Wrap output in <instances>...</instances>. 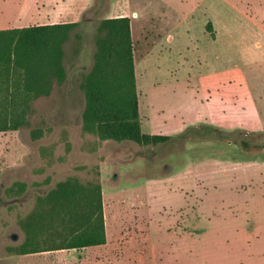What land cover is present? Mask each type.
<instances>
[{
  "label": "rangeland",
  "instance_id": "rangeland-1",
  "mask_svg": "<svg viewBox=\"0 0 264 264\" xmlns=\"http://www.w3.org/2000/svg\"><path fill=\"white\" fill-rule=\"evenodd\" d=\"M116 17L130 20L141 132L169 142L118 143L83 129L80 83L100 22ZM49 23L77 26L63 82L29 101L24 125L0 131V264H26L15 252L23 221L72 178L101 189L103 258L77 254L90 264H261L264 0H0V25ZM34 229L26 249L64 240L45 213ZM53 253L34 259L72 264L68 250Z\"/></svg>",
  "mask_w": 264,
  "mask_h": 264
},
{
  "label": "trees",
  "instance_id": "trees-1",
  "mask_svg": "<svg viewBox=\"0 0 264 264\" xmlns=\"http://www.w3.org/2000/svg\"><path fill=\"white\" fill-rule=\"evenodd\" d=\"M76 26L77 23H57L0 30V131L24 125L29 101L49 95L53 82H63L64 45ZM206 29L213 34L209 25ZM94 42L93 66L80 83L85 99L84 131L100 140L130 141L140 146L171 141L170 136L141 132L129 19H103ZM44 213L48 223L60 221L57 233L64 240L44 249H26L33 241L37 220L41 221ZM21 226L26 238L15 251L18 255L103 245L100 185H84L73 178L59 182L37 199L36 208Z\"/></svg>",
  "mask_w": 264,
  "mask_h": 264
},
{
  "label": "crops",
  "instance_id": "crops-1",
  "mask_svg": "<svg viewBox=\"0 0 264 264\" xmlns=\"http://www.w3.org/2000/svg\"><path fill=\"white\" fill-rule=\"evenodd\" d=\"M44 11L45 10L43 9L40 12L43 13V14H45ZM49 16H50V18H57L59 15L58 16H56V15H52V16L49 15ZM49 24H57V23H49ZM40 25H48V24H40ZM35 26H37V25H35ZM27 27H30V26H27ZM13 28H23V27H14V26H10V25H7V24H1L0 25V30H8V29H13ZM130 32H131V27H130ZM134 75H135V71H134ZM139 121H140V118H139ZM140 128H141V124H140ZM164 136H167V135H164ZM100 246H102V245H100ZM97 247H99V246H93V247H87V248H94L95 249ZM87 248H73V249H59V250H50V251H39V252L28 253V254H23V255H19V256H22L23 262H25L26 264H29V258H32L31 260H34L35 264H38V262L36 261V259L40 258L38 256H45L44 253L54 252L53 254H57V253L61 252L62 250H68L72 256H74L76 254L75 257H72L71 256V258H73L70 261V262H72V264H86V263H89L90 264V260H85L84 257L79 258L77 254H80L81 251L84 252L83 250H85V249L87 250V252H89V254L91 256H93V254H94L95 255V258H98L100 254H99L98 251H96L97 249H95V250L92 249L90 251ZM100 257L103 258V253H101ZM34 258H36V259H34ZM58 258H61V257H58ZM54 263L55 264H62V262L60 260H57ZM261 264H264V261L261 262Z\"/></svg>",
  "mask_w": 264,
  "mask_h": 264
}]
</instances>
